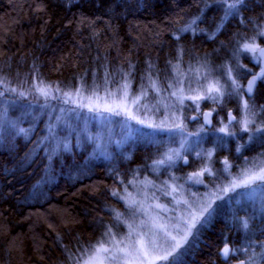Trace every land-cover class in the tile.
<instances>
[{"label": "trees", "instance_id": "obj_1", "mask_svg": "<svg viewBox=\"0 0 264 264\" xmlns=\"http://www.w3.org/2000/svg\"><path fill=\"white\" fill-rule=\"evenodd\" d=\"M214 2L0 0V98L6 104L13 102L4 89L6 83L38 81L89 89L101 86L104 75L110 80L129 77L135 90L146 89L147 78H157L163 85L175 66L222 67L235 59L238 45L264 44V0L232 7L229 21L209 7ZM196 23L197 31L192 30ZM243 63L250 65L247 58ZM262 86L264 82L255 95L263 105L256 120L264 123ZM229 93L212 105L213 132L226 121L227 107L234 105ZM15 99L22 116L35 97ZM19 124L26 126L22 120ZM49 127L48 119L41 122L30 138L15 127L0 141V264H81L107 236H121L123 221L133 214L121 196L150 177V167L159 156L157 146L168 143L149 140L141 131L119 150L104 154L73 145L56 154L46 147L35 155L36 138L47 134ZM204 128L198 155L176 171L189 173L204 163L210 165L206 159L213 155L217 180L222 172L219 157L237 156L241 137L214 134L211 141L210 129ZM256 142L245 154L264 152V143L257 148ZM215 208L210 220H203L165 264H230L220 254L227 244L234 250L232 260L250 263L255 258L264 264V213L250 203L246 208L235 205L232 211ZM245 210H252L253 217ZM243 217L249 220L247 229L240 225Z\"/></svg>", "mask_w": 264, "mask_h": 264}, {"label": "rangeland", "instance_id": "obj_2", "mask_svg": "<svg viewBox=\"0 0 264 264\" xmlns=\"http://www.w3.org/2000/svg\"><path fill=\"white\" fill-rule=\"evenodd\" d=\"M245 1L241 0V3ZM262 37L264 40V32ZM249 44L264 45L257 41ZM235 55L242 57L238 60L234 56L235 59L222 67L204 63L175 66L172 77L167 76L163 85L157 78H147L146 89L139 86L135 90L131 78L122 75L116 80L107 79L110 76L104 75L101 86L95 84L89 89L83 85L65 89L38 81L12 86L3 84L4 89L11 93L13 102L6 104V100L0 98V141L4 142L15 127L30 138L41 122L47 119L50 122L49 132L36 138L35 155L46 147L56 154L60 150H70L73 145L90 146L104 154L114 148L119 150L141 131L148 134L149 140H158L159 144L163 143V139L168 140L167 144L157 146L159 156L150 167V177L146 176L132 191L121 196L133 212L129 221H123L122 235L107 236L81 264H89L90 260L103 261V264H150L152 261L165 264L171 257L166 261L157 260L156 257L173 250L168 233L176 236L181 245L175 254L189 241L203 220H210L215 207H227L232 211L233 206L238 204L246 208L250 202L264 201V181H256L250 188L231 190L233 182L239 183L247 175L258 174L264 168L256 172L251 169L254 165L250 164L235 168L232 163L226 167V162L221 160L222 172L217 180L226 177V182L214 188L211 182L216 178V170L211 165L210 157L206 159L210 165L202 163L189 173L176 171L192 155H198L206 137L203 126L187 122L193 115L200 114L204 105L206 109L216 112V107L212 105L220 103L227 90L241 99V116L232 125L221 121L222 125H218L215 136L238 137L243 134L248 141H253L264 131V124L256 122V114L244 97L245 84L238 77L245 74L243 56L256 62H259L260 56L244 47ZM213 86L220 91L210 93L209 88ZM197 96L201 99H192ZM15 97L27 100L35 97L29 107L31 109L24 111L22 116L16 108ZM20 120L26 126L18 125ZM222 133L225 136L220 135ZM210 153L213 154L212 148ZM206 174L210 176V181L205 179ZM245 211L253 217L252 210ZM193 220L196 227L189 230L188 226ZM248 223L245 217L240 221V225L246 229ZM149 242L162 247L153 248ZM101 248L108 251H100ZM259 262L254 258L248 264Z\"/></svg>", "mask_w": 264, "mask_h": 264}, {"label": "flooded vegetation", "instance_id": "obj_3", "mask_svg": "<svg viewBox=\"0 0 264 264\" xmlns=\"http://www.w3.org/2000/svg\"><path fill=\"white\" fill-rule=\"evenodd\" d=\"M222 3L225 4L226 6L224 7L222 5ZM239 3H241V2H239ZM239 3H236V0H215L214 4L210 5L209 7L216 8V9L220 10L219 12L221 13V15L226 19V21H229V19L231 18L232 14H233V13H231V10H230L232 7H229V6L230 5H235L234 8H237L236 6L240 7V5L241 6L242 5H245L244 3H246V2H243L241 4H239ZM203 14L204 13H202V15ZM198 24H200V22H198ZM207 24L209 25V23H207ZM192 30H196L197 31V23L195 24V27L192 28ZM245 44H249V43H245ZM245 44L238 45V48L237 49H234V53L235 54L236 53H239L240 50L242 49V47H244ZM261 47L263 48L264 45H262ZM235 54H234V56H236L238 58V60H240L242 56H238V55H235ZM257 55L259 56V53H257ZM243 58H247L249 60L250 65L247 66V65L244 64L245 65V68H244L245 74L242 75V76L240 75L238 77H239V79H242L243 82H244V84H245L244 97L246 99H248L247 101L250 102L249 103V106H251V108H252L251 111L256 114L257 111L259 110V107H263V105H261L260 102L255 99V95H256L259 87L261 86V83L264 82V77L259 82V85L257 86L255 95L252 96V97H248L246 95V82L248 81V79L251 76L258 74L259 72H261L264 69V59H262L261 57H258L259 58V62H256V61H252L247 56H243ZM262 87H264V86H262ZM228 92H230V91L228 90ZM229 94L233 98L234 105H232V107L229 108V109L227 107V111L226 112H228V113H227V116H226V119H225L226 120L225 123H228V124L232 125V124L235 123V121L237 120V118L241 116V99L238 96H235L234 94H232V91ZM208 110L209 109H206L205 108L200 114L193 115V116H196V119L194 121H191V119H190L191 124H196V125H200V126L206 127L205 124H204V122H203V115ZM215 114L216 113L213 112V121H214V124H215V121H216ZM232 116L235 117L233 121H231V119H230V117H232ZM254 117L256 119L258 118L256 115H254ZM256 122H257V120H256ZM258 123H263V122H258ZM220 125H222V123ZM212 129H210V132L208 133V134L211 135V138H210L211 141L215 137L214 136L215 132H213ZM220 135L225 136L224 133H222ZM263 135H264V131L256 139L257 142H256L255 146H257V148H258V146L259 147H262V145H260V144L261 143H264V139H262V136ZM239 136L241 137V142H240V145H239V148H238L237 156H227L226 157L225 155H223L222 157L220 156L219 158L221 160H223L224 162H226L225 163V166L226 167L228 165L230 166L232 163L234 164V167L235 168H238L240 165H243L245 167V165L250 164V165H254V166H252L254 168H251V169H255L256 172H258L260 169L264 168V160H263L264 159V152L259 151V152H256L255 155L245 154L246 151L249 149L250 145L252 144V141H248L249 139H247L246 137H244L243 134L242 135L239 134ZM257 148L256 149L254 148V151H257ZM210 158L213 159L214 156L212 155ZM213 181L214 182H211V184H212V187L214 188L215 185L217 186V185H221V184L225 183L226 182V177H222L221 180H215V178H213ZM253 204H254V206H252ZM250 205H251V208L254 209V210H258L260 212L264 211V201L263 200L261 202H255V203L254 202H250ZM233 252H234V250L232 248V254H233ZM240 260H244L245 261V264H248V262L245 259L232 260L230 258L228 261H230V264H232L233 262L240 261Z\"/></svg>", "mask_w": 264, "mask_h": 264}, {"label": "snow or ice", "instance_id": "obj_4", "mask_svg": "<svg viewBox=\"0 0 264 264\" xmlns=\"http://www.w3.org/2000/svg\"><path fill=\"white\" fill-rule=\"evenodd\" d=\"M239 2H241V0H236V3H239ZM234 6L235 5H230L229 7H234ZM244 48L246 50H248V51L253 52V53H259V55L261 57H264V48H262V47H259V46H256V45H252V44H245L244 45ZM255 79H256V77H254L253 80L250 81L249 84H248V90H249V92L252 90V85L255 83ZM213 91L219 92L220 90H219V88H216L214 86L213 87H210L209 88V92L211 93ZM192 99L198 100V99H201V97L197 96V97H193ZM221 131H224V130L221 129ZM169 159H171V157H169ZM160 163H163V161H160ZM194 175H199V174H194ZM256 181H264V171H261L260 173L254 174V175H247L246 178L241 179L239 181V183L233 182L232 189L231 190H235L236 188H240V187L250 188L251 185L253 183H255ZM160 227H163V226L161 225ZM195 227H196V221L193 220V222L188 226V228H189V230H191V228H195ZM167 236H168V240L172 241V244L170 246H171V248L173 250L167 252L164 255H158L156 257L157 260H160V261H166V260H168L170 257H173L175 250L181 246L180 243L177 241L176 236H172L170 233H168ZM149 244L153 248L162 247L161 245L156 244L155 242H149ZM100 251L106 252V251H108V249L101 248ZM229 252H230V249L228 247H225L223 249V255L226 258L228 257ZM89 264H103V261H98V260L97 261H92V260H90L89 261ZM150 264H155V261L150 262Z\"/></svg>", "mask_w": 264, "mask_h": 264}, {"label": "water", "instance_id": "obj_5", "mask_svg": "<svg viewBox=\"0 0 264 264\" xmlns=\"http://www.w3.org/2000/svg\"><path fill=\"white\" fill-rule=\"evenodd\" d=\"M263 48H264V47H263ZM259 56H260V55H259ZM260 57H261V56H260ZM261 58L264 59V57H261ZM254 77H256V79H255V83L252 85V90L249 92V90H248V84H249L250 81L253 80ZM263 77H264V69H263L261 72H259L258 74L253 75V76H251V77L248 79V81L246 82V95H247L248 97H252V96L255 95V92H256L257 86L259 85V82L261 81V79H262ZM234 118H235L234 116L230 117L231 121H233ZM195 119H196V116H193V117L191 118V121H194ZM203 122H204L205 126L208 127L209 129H212V128H213V126H214V121H213V112H212V111L208 110V111H206V112L204 113V115H203ZM225 247H228V248L230 249V252H229V255H228L227 258L223 255V249H224ZM220 254L222 255V258H223L225 261H228V260L231 258V256H232V247H231V245H229V244L225 245V246L221 249ZM232 264H245V261H244V260H240V261L233 262Z\"/></svg>", "mask_w": 264, "mask_h": 264}]
</instances>
